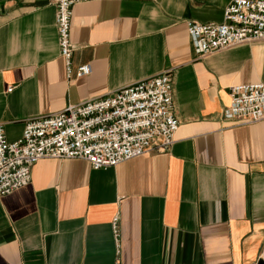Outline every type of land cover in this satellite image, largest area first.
<instances>
[{
  "label": "crops",
  "instance_id": "1",
  "mask_svg": "<svg viewBox=\"0 0 264 264\" xmlns=\"http://www.w3.org/2000/svg\"><path fill=\"white\" fill-rule=\"evenodd\" d=\"M230 1L77 2L74 64L89 62L92 71L69 79L55 0H0V122L9 140L29 117L166 69L180 119L171 146L114 166L39 159L28 184L0 195V264L264 260V118L224 115L232 84L264 80V39L200 55L188 30L191 19L222 21Z\"/></svg>",
  "mask_w": 264,
  "mask_h": 264
},
{
  "label": "built area",
  "instance_id": "2",
  "mask_svg": "<svg viewBox=\"0 0 264 264\" xmlns=\"http://www.w3.org/2000/svg\"><path fill=\"white\" fill-rule=\"evenodd\" d=\"M87 0H55L60 53L69 79L92 71L89 62L74 64L71 38L73 5ZM188 30L200 54L255 39H264V0H231L220 22L191 19ZM11 89V88H10ZM225 117L240 123L264 118V80L236 83ZM180 119L175 112L170 69L142 78L116 92L69 104L61 110L29 117L22 135L7 138L0 122V195L28 184L34 164L43 157H82L94 168L114 166L153 149H166L175 140ZM120 244L121 216L112 220ZM114 264H121L117 258Z\"/></svg>",
  "mask_w": 264,
  "mask_h": 264
},
{
  "label": "water",
  "instance_id": "3",
  "mask_svg": "<svg viewBox=\"0 0 264 264\" xmlns=\"http://www.w3.org/2000/svg\"><path fill=\"white\" fill-rule=\"evenodd\" d=\"M259 264H264V260H260Z\"/></svg>",
  "mask_w": 264,
  "mask_h": 264
}]
</instances>
